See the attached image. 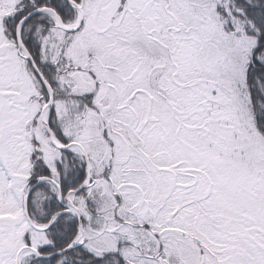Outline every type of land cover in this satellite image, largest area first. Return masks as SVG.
Listing matches in <instances>:
<instances>
[{"label": "snow or ice", "instance_id": "obj_1", "mask_svg": "<svg viewBox=\"0 0 264 264\" xmlns=\"http://www.w3.org/2000/svg\"><path fill=\"white\" fill-rule=\"evenodd\" d=\"M0 264H264V0H0Z\"/></svg>", "mask_w": 264, "mask_h": 264}]
</instances>
